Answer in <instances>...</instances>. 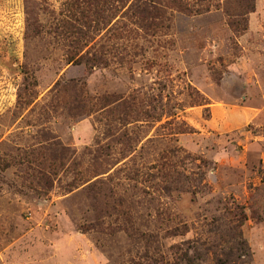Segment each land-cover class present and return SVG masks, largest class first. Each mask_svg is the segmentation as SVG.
Segmentation results:
<instances>
[{
	"label": "rangeland",
	"instance_id": "374dc122",
	"mask_svg": "<svg viewBox=\"0 0 264 264\" xmlns=\"http://www.w3.org/2000/svg\"><path fill=\"white\" fill-rule=\"evenodd\" d=\"M0 264H264V0H0Z\"/></svg>",
	"mask_w": 264,
	"mask_h": 264
}]
</instances>
